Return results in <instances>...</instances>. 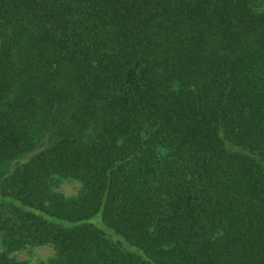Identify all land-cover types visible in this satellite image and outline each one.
<instances>
[{
	"label": "trees",
	"instance_id": "trees-1",
	"mask_svg": "<svg viewBox=\"0 0 264 264\" xmlns=\"http://www.w3.org/2000/svg\"><path fill=\"white\" fill-rule=\"evenodd\" d=\"M0 237L264 264V0H0Z\"/></svg>",
	"mask_w": 264,
	"mask_h": 264
},
{
	"label": "rangeland",
	"instance_id": "rangeland-1",
	"mask_svg": "<svg viewBox=\"0 0 264 264\" xmlns=\"http://www.w3.org/2000/svg\"><path fill=\"white\" fill-rule=\"evenodd\" d=\"M81 187V183L75 178H64L56 186L55 190L61 192L67 197L74 195L78 188ZM4 249V243L1 241L0 237V251ZM55 252L50 246H38V247H28L25 250H18L11 252V256L17 260L28 261L31 264H38L39 262H45L52 256Z\"/></svg>",
	"mask_w": 264,
	"mask_h": 264
}]
</instances>
